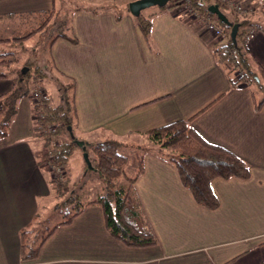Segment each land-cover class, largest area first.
Wrapping results in <instances>:
<instances>
[{"label": "crops", "instance_id": "obj_1", "mask_svg": "<svg viewBox=\"0 0 264 264\" xmlns=\"http://www.w3.org/2000/svg\"><path fill=\"white\" fill-rule=\"evenodd\" d=\"M237 1L243 6L262 3V10L249 16L261 29L249 35L247 50L253 68L264 70V0ZM53 8V0H0V42L34 34ZM146 17L151 23L147 39L129 12L120 21L112 12H75L70 35L77 44L63 39L52 44L50 56L59 81L70 78L75 85L72 136L82 151L71 159L77 157L78 167L85 168L83 151L114 139L124 144L123 150L131 149L135 160L132 147L139 144L129 138L147 140L145 132L202 112L192 120V128L206 142L244 160L250 178L214 180L211 189L219 207L210 211L194 202L176 168L157 156L153 146H145L148 152L135 191L157 246H124L107 233L102 210L89 207L70 225L58 227L37 259L23 262L20 231L41 215L47 201L58 200L52 209L60 201L51 170L39 165L45 147L34 131L31 93L18 102L8 136L0 140V264L264 262V107L255 110L253 92L246 85L228 84L214 56L217 40L201 21L180 6L154 10ZM12 88V80L0 79V97Z\"/></svg>", "mask_w": 264, "mask_h": 264}, {"label": "trees", "instance_id": "obj_2", "mask_svg": "<svg viewBox=\"0 0 264 264\" xmlns=\"http://www.w3.org/2000/svg\"><path fill=\"white\" fill-rule=\"evenodd\" d=\"M82 1L84 3H78L79 5L73 6L71 11L65 13L53 8L46 22L37 32L31 34L34 36L42 32L39 41L43 43L41 47H44L47 55L45 64L40 61L43 51L34 54L33 59H26L23 64H19L20 60L14 59L15 53L10 49L16 46L20 50L24 49V43L31 35L23 39L0 42V79H10L13 82L12 90L0 97V140L8 136L10 125L18 112V102L30 96L31 89L36 88L40 81L49 80L52 70H56L50 56L52 44L58 39L77 44L76 38L70 35L72 15L80 11H90L92 14L100 11L112 12L116 21H120L123 13L128 12L130 3L121 8L114 4L90 5L97 0ZM181 1L183 0H171L172 5L169 8L179 6ZM53 2L55 7L56 0ZM190 3L209 17H214L207 11L211 5H217L221 11L222 8L226 9L218 0H190ZM133 19L147 39L151 31L149 18L140 15ZM229 21L238 25L236 44L231 42L226 32V41L216 42L214 56L232 88L247 83L256 86V90L263 96L259 102L252 93L255 110L259 111L264 107V70L260 66H257L258 71L253 68L248 57L247 41L250 30L258 31L261 28L246 18ZM216 23L223 30L228 29L218 21ZM64 31H67L68 35ZM65 80L66 83L56 82L59 103L54 104L49 95H44L33 105V116L34 131L43 139L45 147L39 165L46 167L49 163L55 168L63 169L67 175L69 160L77 150L82 151V146L72 136L76 119L74 81L70 78ZM200 113L202 112L188 120H178L151 129L143 135L153 145L154 153L176 168L182 186L190 192L194 202L202 208L214 211L219 207V201L211 189L212 182L216 179L248 180L250 170L244 160L220 146L206 142L192 128V120ZM124 148L123 143L114 139L97 142L83 151V156H86V160L84 159L86 171L80 183L71 182L65 175L62 179L53 177L51 180L53 190L60 201L50 213L60 216L61 221L51 228L43 229L42 226L51 218L36 215L32 222L20 231L23 262L37 259L43 245L54 231L58 227L70 225L89 207H99L102 210L107 233L124 246L143 249L158 245V239L142 213L135 191V183L143 174L144 156L148 150L140 145L132 147L135 150L136 173L133 177L125 178L126 184L122 185L118 182L124 177V167L127 163ZM86 178L100 182L102 193L90 201L81 203L78 194L82 192Z\"/></svg>", "mask_w": 264, "mask_h": 264}, {"label": "rangeland", "instance_id": "obj_3", "mask_svg": "<svg viewBox=\"0 0 264 264\" xmlns=\"http://www.w3.org/2000/svg\"><path fill=\"white\" fill-rule=\"evenodd\" d=\"M76 1L77 0H56L54 9L56 8L60 13H65V12L71 11L70 9H72V7L76 6L78 3H80V4L84 3V1H82V0H80L79 2H76ZM131 1L132 0H97V1L92 2V4H90V5H95L96 6L97 3H98V4H101V5H104V6H109V5L114 4V5L122 8L128 2H131ZM235 1L238 2L237 0H235ZM171 5H172V2L170 1L164 9H167V10L170 9L169 6H171ZM158 9L159 8H157V7H153V8H149V9L143 10L141 12V15L143 17H145L147 14L151 13L154 10H158ZM222 11L232 21L243 20V18L235 16L233 13L229 12L227 9H223L222 8ZM251 15L252 14H250V16ZM211 18H212L213 22H215V23L217 22L215 16L211 17ZM246 19H249L252 23L257 24L256 20L253 19V21H252L251 18H249V16L248 17L246 16ZM45 22H46V20L44 21V23ZM43 24H40L39 27H41ZM257 25H259V24H257ZM225 30H224L225 33L227 32L228 36H229L230 30L229 29H225ZM64 32L68 35L67 31H64ZM43 33H45V30L43 31ZM41 34H42V32L39 33V34H36L34 38H32V37L28 38L27 42L24 43V49H22V50H20L18 46L12 47L10 49L12 52L15 53L14 59L15 60H20L19 64H23V62L26 59H28V58L33 59L32 56L34 54L37 55L38 52H39L38 54H40V51L45 52V50L43 49L44 47H41L43 45V43H41L39 41L40 38L42 37ZM225 41H226V39L223 42H225ZM43 52L40 55V61H41L42 64L43 63L45 64V60H46L47 55H46V52L45 53H43ZM33 61L34 60H32V62ZM51 74H52V76L50 77V79L49 80H44V82H43L44 86L40 87L39 89L42 90V93L44 95H49L50 98L52 99V101L54 102V104H58L59 103V93H58V90H57L56 82H59L60 77L53 70H52ZM62 80H64V79H62ZM246 86L248 87V90H250V91H252L254 93L256 101L260 102L263 96H262L261 93H259L256 90V86L254 84H252V83H249V84L247 83ZM36 89L35 88L31 89V93L33 92V90H36ZM129 141L133 142V143H137L138 142L137 144H139L141 146L144 145V146L150 147V148H152L151 146H153L148 140H145L144 138H141V137L132 136L131 138H129ZM123 153L127 157V163H126V165L124 167V177H122L119 180L118 183L122 184V185H125L126 184L125 178L133 177L135 175L136 164L134 162L135 161L134 160V154H133V151L131 149L123 150ZM79 161H80V159H78L77 157H74L73 159L70 160V167H69L70 173H69V175L72 178V179H70L71 182L78 181V183H80L84 179V177H81V175H85V172H84L85 168H84L83 165H82L81 168L78 167L79 166ZM83 168H84V170H83ZM50 172H52V171H50ZM64 175H65V177L69 176L68 174L67 175L64 174ZM52 176H54L53 172H52ZM74 178H76V179H74ZM101 193H102V185H101V183L96 181V180H90V178H86L85 186H84L82 192H80L78 194V196H79L80 202L81 203H85L87 201H90V200L96 198ZM57 201H58L57 199H55V201L54 200H51L50 202L47 201L44 204V206H42V208L40 209V214H41L40 216L41 217L46 218L48 216V217L51 218L46 224H44L42 226L43 229L48 228V227L51 228V227H53L55 225V223L61 221L60 216H58L57 214L53 215L52 213H50L51 210H52L51 207L53 206L52 204H54Z\"/></svg>", "mask_w": 264, "mask_h": 264}, {"label": "built area", "instance_id": "obj_4", "mask_svg": "<svg viewBox=\"0 0 264 264\" xmlns=\"http://www.w3.org/2000/svg\"><path fill=\"white\" fill-rule=\"evenodd\" d=\"M218 2L221 5H224L225 8L233 13L237 17H241L243 19L246 18V16H250L255 10H262L261 5L262 3L257 1V5H249V6H243L239 2H236L235 0H218ZM179 6L181 7V10L183 13L188 15L191 19L201 21L205 27L206 30L217 40H225L226 35L223 30V28L218 25L217 23L212 21V18L207 16L206 14H202L201 11H199L198 8L191 5L190 0H183L180 2ZM250 34L253 33L252 30L249 31ZM44 96L41 90L36 89L33 90L31 94V98L34 101V104L37 103L40 97ZM33 104V105H34ZM50 154V152H48ZM46 167L50 168V170L54 174V178L58 177V179H62L64 177V171L61 168H55L51 164H46Z\"/></svg>", "mask_w": 264, "mask_h": 264}, {"label": "water", "instance_id": "obj_5", "mask_svg": "<svg viewBox=\"0 0 264 264\" xmlns=\"http://www.w3.org/2000/svg\"><path fill=\"white\" fill-rule=\"evenodd\" d=\"M170 1L171 0H135L128 4V12L132 17L137 18L141 15L143 10L153 7L164 9ZM207 11L210 15L215 16L219 23L230 30L229 37L231 42L236 44L238 25L232 24L217 5L209 6ZM84 159L86 160V156H84Z\"/></svg>", "mask_w": 264, "mask_h": 264}, {"label": "bare ground", "instance_id": "obj_6", "mask_svg": "<svg viewBox=\"0 0 264 264\" xmlns=\"http://www.w3.org/2000/svg\"><path fill=\"white\" fill-rule=\"evenodd\" d=\"M40 90V89H39ZM42 91V90H41Z\"/></svg>", "mask_w": 264, "mask_h": 264}]
</instances>
